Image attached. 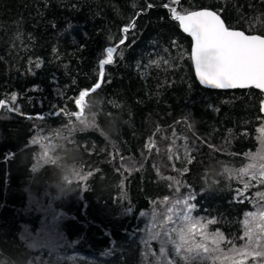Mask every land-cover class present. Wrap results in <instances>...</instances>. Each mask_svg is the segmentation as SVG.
Returning a JSON list of instances; mask_svg holds the SVG:
<instances>
[{
	"label": "trees",
	"instance_id": "1",
	"mask_svg": "<svg viewBox=\"0 0 264 264\" xmlns=\"http://www.w3.org/2000/svg\"><path fill=\"white\" fill-rule=\"evenodd\" d=\"M173 8H210L226 26L264 35V0H0V264H163L162 225L155 238L148 227L178 219L176 200L189 193L192 216L216 221L208 231L224 235L225 252L247 243L264 177L237 173L262 145L264 93L202 85ZM117 46L101 81L99 61ZM98 81L81 125L75 100ZM64 166L74 190L61 196ZM167 251L168 264H188Z\"/></svg>",
	"mask_w": 264,
	"mask_h": 264
},
{
	"label": "snow or ice",
	"instance_id": "2",
	"mask_svg": "<svg viewBox=\"0 0 264 264\" xmlns=\"http://www.w3.org/2000/svg\"><path fill=\"white\" fill-rule=\"evenodd\" d=\"M148 7L151 8L152 5L149 4ZM171 12L173 19L178 20L183 31L190 34L193 39L190 58L194 62L196 74L201 84L212 88L255 87L264 90V35H246L244 31L230 30L232 26H226L225 22L214 11H189L180 14L173 8ZM133 27H135V23L126 26L122 31L127 33ZM126 39L127 36L121 39L119 43L124 44ZM118 47L105 49L107 56L99 61L101 81L105 76V65L113 63V53L117 52ZM39 66L37 63L36 67ZM100 87L101 83L98 81L91 90L79 92V98L75 100V104L80 107V111L72 112L70 115L75 116L81 125H89V121L82 116L83 109L86 107L85 97L89 95V92H95ZM12 99L15 100V95ZM0 104H3V101H0ZM49 115H59V112L49 113ZM38 118L44 119L45 117L39 115ZM260 131V139L264 144V128H261ZM173 134L175 135V133ZM153 146L154 142L146 145L149 148ZM171 158L169 156V159ZM252 161L253 163H250L247 168H241L237 173L241 179L249 175L253 180L258 179L257 171H255L257 162H260L259 177H264V148L258 153L252 154ZM191 162L189 159L188 163ZM249 170L253 171L250 172ZM184 171L186 172L187 168ZM225 172L231 175V170L225 169ZM259 182L264 183V179H259ZM176 183L179 185L180 182L177 181ZM244 187L248 188L249 185L245 183ZM176 190L179 191V187ZM237 194L239 195V193ZM194 198V195L189 193L187 199L176 200V204L183 205L178 214V219L182 220L183 226L178 233L179 242L170 241L175 244L178 255L183 253L185 261H198L199 264H217V262L219 264H243V260L238 259V257L244 258L252 253L256 257L264 256V246H261L259 250L253 247V244H259L261 239L258 231L264 233V211L246 214L244 235L247 237V243L239 248L233 245L225 252L221 248V242L225 239L224 235L219 230L208 231V226L216 221L208 220L205 223L202 222L201 218L192 216V210L195 209L196 205L189 203V200ZM169 211L171 212L172 209ZM167 234V232L164 233L165 236ZM168 242L165 241V243Z\"/></svg>",
	"mask_w": 264,
	"mask_h": 264
},
{
	"label": "rangeland",
	"instance_id": "3",
	"mask_svg": "<svg viewBox=\"0 0 264 264\" xmlns=\"http://www.w3.org/2000/svg\"><path fill=\"white\" fill-rule=\"evenodd\" d=\"M262 148H264V144H262L260 146V148L258 149L257 153ZM45 153L40 154V156L38 157V160L39 161H41V160L42 161H45V159H46V154ZM256 169H257V175L259 176V168H256ZM261 211H264V209H261L259 212H261ZM177 223L181 224V226H177L176 227V224ZM159 224H161L162 226H159ZM157 225L161 229V230H159L160 231L159 234H160V238H161L160 239L159 249H160V252L161 253H159L160 256L157 259L155 258V262H158V259H159L161 261V263L168 264L169 262H167L168 260L166 259V256H168V255H166V253L168 252L167 249L168 248H171L172 253L174 252L173 254H177L175 244L171 243L170 241L175 240V241L179 242V235H178V233H179L181 227L183 226V222H182V220L175 219V214H169L166 217H164V224L162 223V221L161 222H157V223L151 221L150 226L148 227V231H147L146 236H150L151 235V236L155 237L156 234L158 233ZM172 228H174V230H173L174 231L173 232L174 233V236L172 234H170V232H172V231H170ZM165 232L168 233L166 236L164 235ZM197 239L199 240V237H197ZM165 241H169V242L168 243H165ZM162 249H163V251H162ZM179 255H181V257L183 259L182 253L179 254ZM164 257H165V263H164ZM170 257L168 256L167 258H170ZM244 258H239L238 257V259H242V260ZM172 261H173L174 264H178V263H176L174 261L173 257H172ZM188 264H191V262L188 261Z\"/></svg>",
	"mask_w": 264,
	"mask_h": 264
},
{
	"label": "clouds",
	"instance_id": "4",
	"mask_svg": "<svg viewBox=\"0 0 264 264\" xmlns=\"http://www.w3.org/2000/svg\"><path fill=\"white\" fill-rule=\"evenodd\" d=\"M72 173L73 170L71 166L61 167L59 180L54 184L58 195H68L74 190L71 184L68 183V177H70Z\"/></svg>",
	"mask_w": 264,
	"mask_h": 264
},
{
	"label": "water",
	"instance_id": "5",
	"mask_svg": "<svg viewBox=\"0 0 264 264\" xmlns=\"http://www.w3.org/2000/svg\"><path fill=\"white\" fill-rule=\"evenodd\" d=\"M202 10L214 11V10H212V9H210V8H198V9L191 10V11H202ZM214 12H216V11H214ZM216 13H217V12H216ZM180 14H185V13H180ZM217 14H218V13H217ZM221 20H222V19H221ZM178 22H179V21H178ZM179 25H180V23H179ZM225 25H226V24H225ZM180 28L182 29L181 25H180ZM182 30H183V29H182ZM230 30L243 31V30L238 29V28H231ZM244 32H245V31H244ZM185 33H186V32H185ZM187 34H188V33H187ZM245 34H246V35H249V34H251V35H260V34H258V33H247V32H245ZM188 35H189L190 38H191V51H192L193 39H192V37H191L190 34H188ZM191 60H192V59H191ZM192 65H193V68H194L195 75H196V77H197L196 70H195V65H194L193 60H192ZM197 79L199 80L198 77H197ZM199 82H200V80H199ZM202 85H204V84H202ZM204 86L209 87V86H207V85H204ZM209 88H212V87H209ZM214 89H224V88H214ZM228 89H232V88H228ZM262 92L264 93V90H262ZM259 110H260V113L264 115V97H263V98L261 99V101H260Z\"/></svg>",
	"mask_w": 264,
	"mask_h": 264
}]
</instances>
